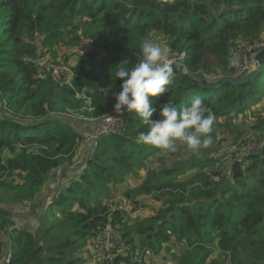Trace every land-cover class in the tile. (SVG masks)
<instances>
[{
	"label": "trees",
	"instance_id": "16d2710c",
	"mask_svg": "<svg viewBox=\"0 0 264 264\" xmlns=\"http://www.w3.org/2000/svg\"><path fill=\"white\" fill-rule=\"evenodd\" d=\"M263 32L264 0H0V264H82L106 226L121 249L98 264H264V118L252 128L258 149L222 172L190 159L198 168L188 179L178 178L180 168L149 176L140 191L161 193L164 203L133 230L112 193L159 154L136 142L148 126L126 110L120 132L85 143L115 111L124 83L117 65L138 63L145 37L161 36L178 61L169 92L150 98L153 121L169 100L190 107L200 98L217 118L249 111L264 96V48L259 74L239 87L230 83L232 53L260 42ZM84 41L86 55L71 58V86L50 74L35 78L41 47L55 54ZM214 65L228 78L202 84ZM81 147L89 155L77 165ZM14 174L20 183L6 180ZM27 205L32 212L18 228L12 207Z\"/></svg>",
	"mask_w": 264,
	"mask_h": 264
},
{
	"label": "rangeland",
	"instance_id": "374dc122",
	"mask_svg": "<svg viewBox=\"0 0 264 264\" xmlns=\"http://www.w3.org/2000/svg\"><path fill=\"white\" fill-rule=\"evenodd\" d=\"M155 42L160 43L162 46L166 47L165 41L161 36H156L153 39ZM85 42V41H84ZM83 42V43H84ZM242 45V44H240ZM244 46V45H242ZM263 47L264 48V32L262 34V39L260 42L255 43L252 47ZM82 49H58L57 53L52 54V51H46L41 47L40 57L42 62L56 64V63H65L71 62V58L75 59L76 55L82 51V54L86 55V49H89L88 43L83 44ZM246 47V46H244ZM84 50V51H83ZM79 52V53H78ZM259 52V51H258ZM78 53V54H77ZM249 56V55H248ZM173 64L178 61L172 58ZM214 72L211 74L204 75V77H199L209 84L218 83L219 81L228 78L227 74H224L220 68L216 65L213 66ZM235 77V76H234ZM258 118H264V96L258 102L256 106H253L249 111L243 114H236L228 117H219L215 125L216 131L213 132L214 143L210 148L202 149L198 155H189L185 152L184 148L181 147L180 151L176 153H169L161 151L156 157H152L149 160L143 162L140 167L132 170L129 176H127L124 183L116 186L113 190L112 196H114V201L123 207L127 228L129 230L135 229L139 222L144 219L153 216L160 208H162L164 201L159 200L157 197L163 198L161 193L145 194L140 191L142 184L147 181L149 176H158L162 178V171L165 169H176L180 168L183 170V174L179 176V179H188L190 175L196 171V167H192L190 159H199L206 164L209 169L223 171L226 164H230L231 160L235 157L244 158L245 154L251 151H254L256 148L253 146L254 141V132L252 128L256 124ZM79 123H82L83 127L89 128L92 127L91 124L84 118H79ZM92 129V128H91ZM94 131V129H93ZM92 131V132H93ZM92 133L90 134V136ZM89 137V136H88ZM87 137V138H88ZM256 143V142H255ZM257 144V143H256ZM92 145V144H91ZM253 147V149H251ZM86 147H81L78 152V157L76 159L77 165L82 163V160L89 155L86 151ZM190 161V162H189ZM171 163V166L169 164ZM221 171V172H222ZM172 178V176L170 177ZM173 177L172 179H174ZM172 179H166L165 181H170ZM8 182L20 183L21 179L18 174H14L13 177L6 178ZM54 181V180H53ZM62 181V180H61ZM64 181V180H63ZM58 183V182H57ZM57 183H51V187H47L44 192V197H46L45 204L42 203L39 209L42 207L46 208L48 199L51 195V189L55 188ZM49 186V185H48ZM1 192V191H0ZM126 192L129 193L130 197L127 198ZM5 196L3 193H0V198ZM1 205V204H0ZM15 208L16 214L13 215V219L18 222V228H20V223H22L27 215H30L32 212V207L25 206L23 210H20L19 207ZM20 210V212H19ZM23 215V216H22ZM23 218V219H21ZM27 222L26 220L21 224V226ZM35 227L37 224L33 221L31 223ZM100 245L95 241H91L89 245V252L85 253L86 262L82 264H98V261L101 258H104L105 251L98 250ZM93 253V257L90 253ZM114 256V254H112ZM168 262V261H167ZM168 264H174L169 261Z\"/></svg>",
	"mask_w": 264,
	"mask_h": 264
},
{
	"label": "clouds",
	"instance_id": "9594fccd",
	"mask_svg": "<svg viewBox=\"0 0 264 264\" xmlns=\"http://www.w3.org/2000/svg\"><path fill=\"white\" fill-rule=\"evenodd\" d=\"M141 52L142 59L133 67H128V60L117 65L116 76L124 83L114 106L119 116L127 110L148 126V131L141 133L136 142L169 153H176L183 147L189 155H198L202 149L210 148L214 143L212 134L216 131L217 117L200 98H195L190 107H177L169 100L161 106V118L151 119L155 110L150 98H159L169 92L175 72L171 49L151 37L143 39Z\"/></svg>",
	"mask_w": 264,
	"mask_h": 264
},
{
	"label": "built area",
	"instance_id": "2783aa9c",
	"mask_svg": "<svg viewBox=\"0 0 264 264\" xmlns=\"http://www.w3.org/2000/svg\"><path fill=\"white\" fill-rule=\"evenodd\" d=\"M244 46H240L232 53V63L236 70V79L245 77L252 73L254 70H260L261 68L257 57L259 53L258 51H260L263 47L259 46L257 48H253L251 45ZM81 56H84V54L81 53ZM37 68V75L35 76L37 80H45L48 74H50L54 81H56L57 83L65 81L67 85L71 86L73 78L75 77L74 68L71 62H65L62 64H50L41 61L38 63ZM125 112L126 110L124 111L123 116H119L115 111L105 116L99 122V124L94 126L92 135L86 138L85 143H94L107 134L120 132L125 121ZM252 144L256 148L254 151H256L258 149V145L254 141ZM251 149H253V147ZM119 210L124 211L123 207H119ZM101 234L103 235L104 239L95 240V242L100 245L96 249L105 251L104 258L106 260H113V252L117 251V249H121L119 241H114L113 230L111 226H106L105 229L101 231Z\"/></svg>",
	"mask_w": 264,
	"mask_h": 264
},
{
	"label": "water",
	"instance_id": "95a60500",
	"mask_svg": "<svg viewBox=\"0 0 264 264\" xmlns=\"http://www.w3.org/2000/svg\"><path fill=\"white\" fill-rule=\"evenodd\" d=\"M182 70H183V66L181 67V72H182ZM258 74H259V70H254L252 73H250L249 75H247L245 77L235 79V80H230V83L235 87H239V86H242V85L254 80ZM199 80L203 84L204 80L201 78H199ZM223 84L224 83L218 85L217 88L221 87Z\"/></svg>",
	"mask_w": 264,
	"mask_h": 264
}]
</instances>
